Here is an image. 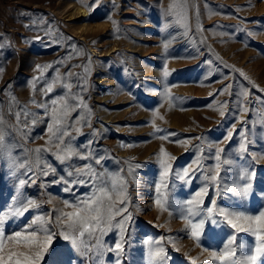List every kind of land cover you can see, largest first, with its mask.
Masks as SVG:
<instances>
[{
  "label": "rangeland",
  "instance_id": "rangeland-1",
  "mask_svg": "<svg viewBox=\"0 0 264 264\" xmlns=\"http://www.w3.org/2000/svg\"><path fill=\"white\" fill-rule=\"evenodd\" d=\"M261 90L264 0H0L5 235L32 220L47 229L40 264H261L264 252L248 259L264 244L257 223L229 216L240 231L223 214L264 211ZM61 96L83 105L67 121L70 159L39 106L51 111ZM248 185L247 196L238 194ZM93 193L111 203L99 222L70 228L58 219L73 211L65 202ZM129 214L121 229L117 221ZM202 218L197 239L191 224Z\"/></svg>",
  "mask_w": 264,
  "mask_h": 264
},
{
  "label": "snow or ice",
  "instance_id": "snow-or-ice-1",
  "mask_svg": "<svg viewBox=\"0 0 264 264\" xmlns=\"http://www.w3.org/2000/svg\"><path fill=\"white\" fill-rule=\"evenodd\" d=\"M96 0H93V3H95ZM91 7V5H89ZM39 67V66H38ZM50 67V66H45ZM45 68H41V71L43 72ZM71 70H69L68 75H71ZM164 75L167 76L168 72L165 69ZM45 88L43 91L45 93H51L53 90V84L47 83L45 81ZM67 88H71V85H66ZM227 85L220 89L217 94H222L227 90ZM264 91V90H261ZM52 107L51 111H49V105L48 104H41L39 105L45 110V113L47 115H50L52 117V122L47 125V131L51 134V138H54L57 144V147L59 148L60 152H66L67 155L64 157V159H70L71 155L74 154V150L70 147L71 139L69 141V144H64V137L70 136V132L68 131V118L71 115V112L74 111L78 107H82V102L69 105L68 101L61 96L59 99H52L51 101ZM220 115L223 116L224 112L221 111ZM83 119L82 116L78 115L77 118L73 121V124L80 123V120ZM35 122V121H33ZM77 132L79 129H75ZM239 135V133H237ZM226 137L228 139H231L232 133H226ZM166 138V137H165ZM60 145H64L62 148H60ZM241 150L246 151V147L244 145H241ZM222 151V149L216 150V159H219V152ZM165 155H167L165 153ZM87 159V157H84ZM96 163H99L97 160ZM161 163L164 165V172L165 175H167L168 169L170 165L168 164L167 160H162ZM82 170L77 169L74 172H69L67 175L72 176L75 174H79ZM89 172H91V168L88 169ZM46 175L47 173H43ZM185 176L188 175L187 172L184 173ZM71 181H65V183H68ZM23 183V182H21ZM250 185L242 188L238 194L247 196L249 191ZM107 189L103 187L98 188V192L104 193ZM206 192V189H204L202 192H198L196 195L197 197L203 195V193ZM122 203L125 204V207L122 209H119L118 211L123 212L127 210L126 202L122 201ZM159 203V201H157ZM189 204L194 203V201H188ZM195 203H198L196 201ZM211 203L214 204V201ZM29 207H36L38 208L39 205L34 204L33 202H28ZM65 207L72 208L73 211L71 212H60L59 218H66L65 222L69 223V227L73 228L77 224H80L82 226H86L89 220H95L99 222L101 219H103L102 215V209L107 210L111 208V203H105V201L101 198L97 197V193H93L92 196L81 200L75 204H68L65 202ZM26 210V209H25ZM189 213L192 215H199V212L193 213L192 209L189 208ZM207 211H211V208H209ZM21 213L17 212L16 215H20ZM227 219V222L232 225L233 228H238L240 231H244L245 229L239 228L238 224L233 221V219L228 218L229 216H234L236 219H243L247 221H255L257 225L259 226L258 231H256V238L258 241H264V211H261L259 215L255 216H245L243 213H223ZM130 214L126 217H124L121 221H117V226H119L121 229L123 228V224L127 222L128 219H130ZM37 223L36 220H32L31 223L27 225L26 228L23 230H17L14 231V234L11 235H5L4 232V221L0 220V264H40V260L43 257L44 251L47 250V245L51 241V234L48 233L47 229H37L34 227V225ZM204 226V219L202 218L199 223L191 224L192 229V235L193 237H196L198 239V230L202 229ZM38 231H43L46 233V239H42L37 236ZM67 238V237H66ZM235 237L232 238L234 240ZM232 240H229V244L232 243ZM11 243L13 247L9 248L8 243ZM122 247L121 244L117 243L115 245L116 249H120ZM234 251V249H233ZM262 252H264V244H258L256 246V254L252 255L248 259L251 262H255L257 260V256L260 255ZM159 255V253H157ZM214 260H224L225 256L220 255L216 256L215 253L212 254ZM162 264V262H161ZM192 264H196V261L193 260ZM206 264V262H204ZM243 264V262H241ZM261 264H264V261L261 262Z\"/></svg>",
  "mask_w": 264,
  "mask_h": 264
},
{
  "label": "bare ground",
  "instance_id": "bare-ground-1",
  "mask_svg": "<svg viewBox=\"0 0 264 264\" xmlns=\"http://www.w3.org/2000/svg\"><path fill=\"white\" fill-rule=\"evenodd\" d=\"M82 11H83V12H85V13L87 12V10H86V9H82ZM87 15H88V14H87Z\"/></svg>",
  "mask_w": 264,
  "mask_h": 264
}]
</instances>
